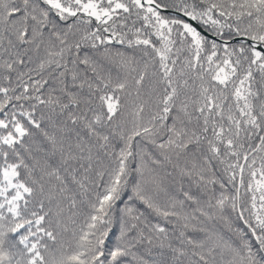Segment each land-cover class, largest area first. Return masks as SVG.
<instances>
[{
    "label": "snow or ice",
    "instance_id": "snow-or-ice-1",
    "mask_svg": "<svg viewBox=\"0 0 264 264\" xmlns=\"http://www.w3.org/2000/svg\"><path fill=\"white\" fill-rule=\"evenodd\" d=\"M0 264H264V0H0Z\"/></svg>",
    "mask_w": 264,
    "mask_h": 264
}]
</instances>
